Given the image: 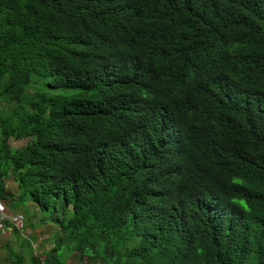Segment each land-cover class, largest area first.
Segmentation results:
<instances>
[{
  "label": "trees",
  "instance_id": "1",
  "mask_svg": "<svg viewBox=\"0 0 264 264\" xmlns=\"http://www.w3.org/2000/svg\"><path fill=\"white\" fill-rule=\"evenodd\" d=\"M10 176L28 264H264V0H0Z\"/></svg>",
  "mask_w": 264,
  "mask_h": 264
},
{
  "label": "rangeland",
  "instance_id": "2",
  "mask_svg": "<svg viewBox=\"0 0 264 264\" xmlns=\"http://www.w3.org/2000/svg\"><path fill=\"white\" fill-rule=\"evenodd\" d=\"M30 141H32L31 137H24L21 139L12 138L10 140L13 148L24 146ZM7 185L14 193V196L11 199H2L6 204V210L11 214L26 216L27 226L33 231V234L30 236H24L19 232L17 233V231H12V233L7 234L0 232V264H12L15 256L21 257L22 262L28 264L30 263L31 251L33 254L37 255L43 251L50 250L55 246L57 239H59L54 235L55 233H46V235L43 233L44 239L39 240L38 235H40V233L36 232L37 227L39 229V227L42 226V218L48 219L53 213V210H50L49 213L46 211H39V209L33 212L36 205L29 203V200L31 199L17 187L14 177L10 176L7 178ZM32 222L35 224L34 227L31 224ZM51 228L52 227H49L48 225V231H51ZM29 242L32 246L31 250L27 247ZM12 253H14V255ZM62 257L68 264L79 260V256L69 253L67 246L64 244Z\"/></svg>",
  "mask_w": 264,
  "mask_h": 264
},
{
  "label": "built area",
  "instance_id": "3",
  "mask_svg": "<svg viewBox=\"0 0 264 264\" xmlns=\"http://www.w3.org/2000/svg\"><path fill=\"white\" fill-rule=\"evenodd\" d=\"M6 208V204L0 199V232L7 234L17 231L24 236L32 235L33 231L27 226L26 216L11 214Z\"/></svg>",
  "mask_w": 264,
  "mask_h": 264
},
{
  "label": "crops",
  "instance_id": "4",
  "mask_svg": "<svg viewBox=\"0 0 264 264\" xmlns=\"http://www.w3.org/2000/svg\"><path fill=\"white\" fill-rule=\"evenodd\" d=\"M29 203L30 204H34V202L33 201H29ZM35 205V204H34ZM34 210L35 211H37V208L36 207H34ZM40 210V209H39ZM48 225H49V227L51 226L52 228V230L50 231H48ZM36 232H38V233H40V235H38L39 236V240H42V239H44V234L46 235V233L48 234H54L55 236H57V235H59V233H60V228L55 224V223H46V224H43L41 227H39V229H38V227H37V229H36ZM12 233V232H11ZM44 233V234H43Z\"/></svg>",
  "mask_w": 264,
  "mask_h": 264
},
{
  "label": "water",
  "instance_id": "5",
  "mask_svg": "<svg viewBox=\"0 0 264 264\" xmlns=\"http://www.w3.org/2000/svg\"><path fill=\"white\" fill-rule=\"evenodd\" d=\"M34 204H35V203H34ZM35 205H36V204H35ZM36 208H37V209H40V207H39L38 205H36Z\"/></svg>",
  "mask_w": 264,
  "mask_h": 264
}]
</instances>
